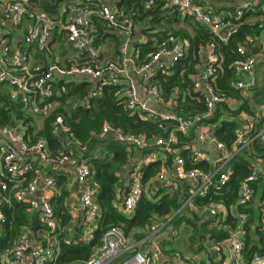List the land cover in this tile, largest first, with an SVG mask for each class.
Here are the masks:
<instances>
[{
	"label": "built area",
	"instance_id": "built-area-1",
	"mask_svg": "<svg viewBox=\"0 0 264 264\" xmlns=\"http://www.w3.org/2000/svg\"><path fill=\"white\" fill-rule=\"evenodd\" d=\"M157 1H162L164 6L174 7L182 14L193 16L197 22L209 28L217 41L223 43H227L237 33L241 20L247 13L254 11V8L260 12L261 26L264 27V2L256 5L248 0L241 1L235 5L233 20H228L202 7L195 0H145V5L150 6ZM28 2L29 0H0V15L17 24L25 15ZM254 5L256 6L254 7ZM67 6L75 14L71 21L66 22L59 15L33 14L32 23L22 38L23 46L21 44L13 50L7 45L1 48L0 83L8 84L17 93L30 95L40 100L54 95V72L61 75H86L91 79H96L99 85L90 90L89 97L98 95L100 86L104 83H122L123 88L120 95L123 98L120 97L131 113H139L143 119L156 118L160 128L164 127L160 123L161 121H170L175 130L183 134L195 128L194 142L190 145H184V148L189 149L193 163L207 162L208 157L195 146V143L202 141L213 144L219 153L217 168L209 172L196 167L186 168L184 157L174 147V144L177 143L175 131H171L166 138L158 137L155 139L153 145L157 147L156 149L133 158L127 193L122 202L118 204L123 212L132 213L142 195L157 196L152 185L157 183V185L168 190H177L182 183L192 182L194 186L191 187L190 195L185 200L184 205L195 208L194 197L206 195L212 185L224 186L229 181L232 174L229 161L234 152L248 146L257 136L264 139V127L255 132L256 118L264 116V102L260 104L258 113L255 115H242L234 132L232 152L214 135L213 128L215 126L202 122L209 116L217 103L229 104V98L216 92L210 82V79H214L218 73V55L213 42L207 45L206 50L200 49L198 51L204 52L203 56L206 58L203 73L204 84L200 82L199 78L194 79V86L202 90L200 94L204 93L208 111L205 114L185 115L167 109L166 107L170 106V102L161 98L156 88L148 84V80L158 72L168 73L167 67L184 55L187 47L186 41L172 44L161 41L157 43L156 49L150 53L147 60L141 64H136L133 57L136 50L133 48V51H130L135 30L132 10L126 11L123 7L112 8L103 2H96L93 7L90 4L72 1ZM93 13H97L107 24V28L115 31L122 38L117 60H111L105 64L98 63L100 50L92 35L91 15ZM64 27L69 28L72 32V45L82 55V60L71 66L69 70H63L57 65L47 68L31 65L26 46L33 45L38 49H43L48 42L51 31ZM256 41V38L247 36L236 48V52L242 60L236 62L234 75L229 84L244 93H247L254 82L257 56L264 62V43L257 50L258 54L252 51ZM249 50L252 52L248 53ZM107 74L112 75L111 80L106 77ZM140 91L145 97L140 96ZM151 101L158 103L160 107L150 106L149 102ZM82 103L86 104L85 102ZM58 127L62 128L64 132H68V129L62 125L61 116L56 118L54 128L57 129ZM108 134L114 135L119 141L125 143L128 149L142 150L149 146L148 139L143 135L126 133L106 122L101 128V136L104 137ZM0 139L5 140L4 143L0 142L3 167V171L0 173V207L2 203L10 204L12 200H31L35 206L32 196L35 192L40 191L39 208L42 212L41 216L38 217L39 226H41L39 229L41 232L40 242L31 243L28 235L30 228H28L9 250L0 251V264H53L58 254V236L65 230V227L56 223L54 208L51 203V198L60 185L57 178L58 174L60 169L74 173L73 178L80 185L79 200L84 215V232H90L92 228L96 227L99 216V206L94 199L96 187L92 185L90 180V167L83 159L73 153L60 152L55 156H50L43 140L31 141L29 135L24 137L11 125L0 126ZM69 144L71 141H68L66 145L70 146ZM162 152H164L163 154H173L171 164H163L154 176L144 182L145 167L162 159ZM20 157L41 162L39 164L47 166V174H43L39 167L32 171V164L30 165L25 160L20 161ZM28 171L33 172V177L26 185H23ZM260 175L259 159H256L249 174L240 181L238 196L234 203L236 206V224L230 225L227 222L228 217L226 218L225 205L222 201L209 202L204 207L210 216V225L217 231L227 232L225 237L213 240L210 246L220 264H264V253H253L249 259H246L242 252L243 209L251 201L252 184ZM9 182L13 183L10 190ZM260 205L264 209V199L260 201ZM4 221L5 215L0 209V235ZM165 224L164 220H157L149 226V229L152 233L158 234L165 227ZM70 242L69 239H65V243L69 244ZM128 249V237L125 232L118 226H110L101 234L99 246L92 251L86 263L110 264L113 260L120 258ZM160 254L161 247L156 244L152 251H134L130 257L118 264H155ZM164 264L190 263L180 252L174 251Z\"/></svg>",
	"mask_w": 264,
	"mask_h": 264
},
{
	"label": "trees",
	"instance_id": "trees-1",
	"mask_svg": "<svg viewBox=\"0 0 264 264\" xmlns=\"http://www.w3.org/2000/svg\"><path fill=\"white\" fill-rule=\"evenodd\" d=\"M70 1L74 0H43L40 6L44 12L52 15L58 13L57 8L62 2L68 4ZM115 5L117 9L123 7L126 11L132 10L134 26L138 28L137 34L132 36L133 47L136 50L133 53L136 64L147 60L150 53L156 49L157 43L161 41L170 44L186 41L187 47L184 55L167 67L168 73L158 72L148 80V84L156 88L160 97L170 102L167 109L185 115L205 114L208 111L204 93L200 94L202 90L194 86V79L204 73L206 63L204 52L198 51L206 50L210 42L215 44L218 55V73L214 79H210L211 84L216 92L228 98H240V90L229 84L234 75L236 62L242 60L236 52V48L247 36L257 38L264 28L260 21L249 24L244 22L243 18L237 33L227 43H223L217 41L209 28L197 22L193 16L182 14L174 7L164 6L162 1L146 6L145 0H120ZM252 12L258 14L259 11ZM91 21L92 35L98 46L103 41L104 35L106 36L108 33L107 24L97 13L91 15ZM141 37L143 38L141 39ZM112 39L120 54L122 38L115 34ZM250 52L252 51L249 50L248 53ZM260 63L264 67V62ZM48 66L44 65V68ZM70 67L71 64H68L62 69L69 70ZM98 85V82L94 83L90 77L85 76L76 80L56 77L54 95L46 98L44 103L55 101L57 106L43 116L40 129L34 131V127L31 126L28 129L30 140H43L50 156L67 152L83 159L90 167V180L96 187L94 199L99 206V216L92 238L87 242L81 241L80 233L76 227L70 228L69 231H62L58 236L59 253L53 264L85 261L90 256L92 249L99 244L102 232L110 226H118L126 235L133 234L136 238H142L145 235L144 229L154 221H166L170 218L166 226L169 225L172 229H177L181 223H186L193 228V232L189 236L190 249L193 252L204 249L207 241L225 237L227 232L217 231L210 226V217H206V213L202 209L209 202L230 203L236 201L240 181L249 174L254 158L264 159V139L257 136L248 146L234 152L229 161L232 167L229 181L224 186L212 185L206 195L194 197L195 208L191 209L184 205L192 187L189 183L184 182L180 189L170 191H163L155 186L159 197L144 194L133 212L126 213L120 210L116 203L121 202L127 193V184L131 179L132 172L131 161L142 153L156 149L157 147L153 145L156 138H166L171 131H175L177 143L174 144V147L184 157L186 168L196 167L209 172L212 167L204 161L193 163L189 149L184 148V145L194 142L195 128L183 134L176 131L170 121H161L160 123L164 127L160 128L156 118L143 119L139 113H131L125 107L123 97L120 95L123 88L122 83H104L100 86L98 95L89 97L90 90ZM4 86L5 83H0V126L8 125L14 117L21 118L23 121L32 119L30 115L24 116L20 104L12 99L11 94L6 92ZM251 91H253L255 102L259 105L262 104L264 102V80L260 85L255 84L251 87ZM82 102L86 104L84 105ZM231 108L230 104L217 103L209 116L202 122L214 125V135L233 152L234 132L240 123L239 112L241 110L249 111V107L245 102L237 109ZM249 112L254 114L252 111ZM58 116H61L62 125L68 129V132L58 131L54 128ZM106 122L126 133L143 135L148 139L149 146L142 150L128 149L126 144L119 141L114 135L108 134L101 137V128ZM255 122V132H258L264 127V116L257 117ZM65 134H67L68 141H71L70 146L66 145L68 142L64 141ZM63 141L64 143H62ZM163 153L162 159L145 167L144 182L154 176L163 164H171L173 154ZM33 170L34 167H32ZM32 171L27 172L23 185H26L33 177ZM57 178L60 182L62 177L58 175ZM12 184L8 183L9 190ZM64 199L65 193L63 192L59 196H54L51 202L54 205V216L59 219L60 226L70 227L71 216ZM0 209L5 215L0 235V251H4L9 250L28 228L36 225L38 216L31 200H12L10 204L2 203ZM228 220L230 225L234 224L233 221ZM70 232L75 237L67 244L64 239L70 236ZM259 239L262 243L264 237L261 236ZM242 252L244 257L249 259L252 253H264V245L261 244V247H258L251 243V236L247 233L244 237Z\"/></svg>",
	"mask_w": 264,
	"mask_h": 264
},
{
	"label": "crops",
	"instance_id": "crops-1",
	"mask_svg": "<svg viewBox=\"0 0 264 264\" xmlns=\"http://www.w3.org/2000/svg\"><path fill=\"white\" fill-rule=\"evenodd\" d=\"M41 1L43 0H29L27 4L26 13L23 16L22 20L17 24L13 23L12 20H7L2 15H0V50L4 45H7L11 50L19 47V45L21 44L23 46L22 38L26 34L29 26L32 23V19H33L32 15L37 14V13H46L43 11V9L40 6ZM74 1L83 2L85 4H90L93 7L96 2H103L107 6H110L112 8L113 7L117 8L115 4L116 2L120 0H74ZM241 1H244V0H197V1L195 0V2L200 4L202 7L228 20H233L235 5ZM248 1H251L253 4H256V5L260 2H264V0H248ZM65 3L62 2L57 8L58 13L52 14V15H56V16L59 15V17H62V19H64V21L67 22V21H71L74 18L73 17L74 14L73 12H71V10L67 6L69 3L68 2H67L68 4H65ZM256 5H254V7ZM254 9L256 10V8ZM260 16H261L260 12H258V14H255L254 12L251 11L250 14L247 13V15H245L243 21L249 24H254L257 21H260ZM137 29L138 28H135L134 34H137L138 32ZM107 32L108 33H106V36L104 35L103 37V41L98 44L99 50H100L98 63H101V64H105L106 62L111 61V60H117L119 57V53L112 39L113 35L115 34L118 35V34L115 31L110 30L108 28H107ZM142 38L143 37H141V39ZM256 39L257 41L255 44V48L252 51L255 54H258L257 50L259 49L261 44L264 43V28L260 31ZM72 42H73L72 32L70 31L69 28L64 27V28L53 29L51 31L48 42L43 49H38L36 48V46H33V45L26 46V48H28L31 65L33 66L39 65L44 68V65L52 66V65L57 64V66L59 65L63 69L68 64H71V66H73L76 62L82 60V56L74 49ZM133 48L134 47L132 43L130 46V51H133ZM46 55H48V58L51 60V62L48 63V59H46ZM260 62H262V60L259 56H257L255 78H254V82L251 87H253L255 84L260 85L264 80V67ZM84 76L89 78L86 75L77 76V75L65 74V76L64 75L61 76V74L57 72H54L53 74L54 80L56 79V77L58 78L63 77L66 80H73V79L76 80ZM114 76L118 78V76L116 75ZM106 77L111 80L112 75L107 74ZM199 80L202 84H204L205 79H204L203 74L200 75ZM92 81L94 83H97L96 79H92ZM4 87H5L6 92L11 94L12 99L16 100V103L20 104V108L21 110H23L22 112H24V116L30 115L32 117V119H30L29 121H25V120L23 121L21 118L14 117L11 123L8 124V125L13 126L16 129V131H18L24 137L30 134L28 133V129L30 126L34 127V131H37L38 129L42 127L43 116L47 114L45 113L47 108H49L53 103H54L53 108L57 106V102L55 101L51 103H44L45 99L40 100L30 95L27 96V95L17 93L13 88H11L6 83ZM251 87L249 88L247 93H244L240 90V98H237V97L229 98V104H230V107H232L231 109H237L243 103L247 102L249 111L254 112L253 114V113H250L249 111L241 110L238 115L239 121H241L242 115L244 114L255 115L256 113H258V108L260 105L259 103L255 102V99L253 98V91H251ZM140 96L142 98L145 97V95L141 91H140ZM149 105L155 108L160 107L158 103H155L152 101L149 102ZM33 110L40 112V115H42V119L39 124L34 123L35 121L33 120V116L31 114L32 113L31 111ZM57 130L58 131L61 130L63 132V129L60 127H58ZM4 141L5 140L0 139V142L4 143ZM64 141L68 142L67 134H65ZM64 141L62 143H64ZM195 146L201 149L208 157L207 163L212 167L211 171H213L215 168L218 167L219 161L217 159L219 157V153L213 144H210L208 142L196 141ZM256 159H259L261 175L252 184L251 201L243 209L244 210L243 244H244L245 235L249 233V235L251 236V243H253L254 245L258 247H261V244L264 245V240L262 241V243H260L261 239H259L261 236L264 237V209H262L260 205V201L264 199V159L254 158L252 164L256 162ZM19 160L20 161L25 160L30 165L32 164L34 168L39 167L40 171L43 174H47L48 172L47 166H44L43 164H39L41 162L37 160L32 161L31 158H25V157L24 159L20 157ZM2 168H3L2 160H1V155H0V173L3 171ZM60 170L61 171L58 175L62 178H61L58 190L53 194L52 198L56 195L58 196L61 195L63 192L65 193L64 202H66L68 212L70 213V216H71L70 227L66 226L65 230L69 231L70 228L73 229V227H76V230L80 233V240L83 242H87L92 238L93 231L95 230L96 227L92 228L90 232H84L85 230L84 215H83V211H82L80 200H79L80 185L73 178L74 177L73 172L71 171L68 172L63 169H60ZM187 183H189L192 187L194 186L192 182H187ZM155 186L162 189L163 191H170L166 188H163L160 185H157L156 183L152 185V188L156 190V193L158 192ZM32 197L35 203L34 210L37 212V216L40 217L42 213L41 209L39 208L40 191L39 193L35 192ZM119 203L117 202L116 205L118 206ZM234 203L235 201L230 202V203H224L223 205H225V214H226V218L228 217L229 219L228 221H233L236 224L237 223L236 206ZM53 208H54V205H53ZM202 210L206 213V217H210L207 210L204 207ZM38 217H37V220H38ZM55 218H56V223L60 226L59 219L57 217ZM169 219L166 220L165 222L167 223ZM39 229H40V226H39V220H38L36 225L29 229L28 235H29L31 243L40 242L41 232ZM192 232H193V228L186 223H181L177 227V229H172L171 226L169 225L166 226L165 224V227L158 234L152 233L148 226L147 228L144 229L145 235L142 238L141 237L136 238L133 234H128L127 237H128L129 249L126 252H124L120 258L113 260L110 264H118L124 261L125 259L130 257V255L133 254L134 251H137V250L142 251V252H150L155 248L156 244L160 245L161 254L156 260L155 264H164L165 260L168 257H170L174 251L180 252L188 260L190 264H220V261L216 258V254L210 249L212 240L207 241L205 244V248L201 249L198 252H193L190 249L189 236L192 234ZM74 237H75L74 234L70 232V236L66 237L65 239H69L70 241H72ZM99 244H100V239H99ZM99 244L96 247H94L92 251L95 248H97ZM57 251L59 253V248H57ZM259 254H263V253H259ZM123 257L125 258L122 259ZM87 259L85 261H73L68 264H87L86 263Z\"/></svg>",
	"mask_w": 264,
	"mask_h": 264
},
{
	"label": "rangeland",
	"instance_id": "rangeland-1",
	"mask_svg": "<svg viewBox=\"0 0 264 264\" xmlns=\"http://www.w3.org/2000/svg\"><path fill=\"white\" fill-rule=\"evenodd\" d=\"M54 107V103L47 108V110L45 111V113H48L52 108ZM32 116H33V120L35 121L34 123L39 124L41 122L42 119V115H40V112L38 111H31Z\"/></svg>",
	"mask_w": 264,
	"mask_h": 264
},
{
	"label": "water",
	"instance_id": "water-1",
	"mask_svg": "<svg viewBox=\"0 0 264 264\" xmlns=\"http://www.w3.org/2000/svg\"><path fill=\"white\" fill-rule=\"evenodd\" d=\"M197 1V0H196ZM75 15V14H74ZM73 15V16H74ZM46 59H48V63L51 62V60L48 58V55H46ZM37 193H39V191H37Z\"/></svg>",
	"mask_w": 264,
	"mask_h": 264
}]
</instances>
